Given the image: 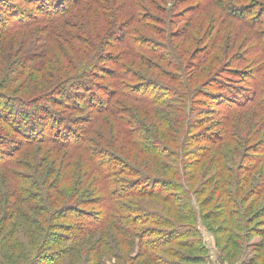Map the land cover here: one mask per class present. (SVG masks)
<instances>
[{"label":"trees","instance_id":"trees-1","mask_svg":"<svg viewBox=\"0 0 264 264\" xmlns=\"http://www.w3.org/2000/svg\"><path fill=\"white\" fill-rule=\"evenodd\" d=\"M0 60V232L20 220L44 235L29 264H60L57 247L104 230L143 257L173 246L188 253L164 262L202 263L180 176L198 161L215 181L201 208L219 203L201 221L264 251V0H0Z\"/></svg>","mask_w":264,"mask_h":264},{"label":"rangeland","instance_id":"rangeland-1","mask_svg":"<svg viewBox=\"0 0 264 264\" xmlns=\"http://www.w3.org/2000/svg\"><path fill=\"white\" fill-rule=\"evenodd\" d=\"M201 25H203L202 20L201 23L197 21L191 24L188 28V33L189 34L192 33L196 38L203 37L202 34L203 32L201 31ZM213 25L217 27L218 24L213 23ZM31 32L35 35V37L39 36V33H36L35 31H31ZM220 40H222V38L221 39L214 38L211 42L206 44L221 43ZM225 40H227V42L230 44L229 48H231V44H233L234 37L228 35L227 37H225ZM202 43L203 42H201V44ZM37 44L38 43H36V45ZM199 48H200V44L198 46L194 44L193 51L194 50L197 51ZM37 52L40 51H33V53H37ZM22 54L23 51L17 53L15 57L20 58ZM48 55L50 56L49 52H47V57L45 56L43 58V61L46 63H49L50 60V58H48ZM10 64L11 63L9 61L6 62L0 60V82L3 79V74L10 69L11 67ZM20 72H21L20 76H25V75L28 76V71L24 72L21 70ZM20 83L21 81L16 80L15 87H18ZM141 117L145 119V116H141ZM150 118L152 117L150 116ZM240 119L237 120L236 125H240L239 124ZM148 120L150 122V119ZM150 124H152V122H150ZM196 134L200 136L201 129H198V131H196ZM245 134L246 132L244 130V133L241 135L243 136ZM232 145L233 144H231V146ZM203 146L204 145H201V143H197L192 145L191 150L193 152L200 153L201 147ZM228 148H231L230 144L224 146V149H228ZM246 153L247 152H245L244 154ZM134 157L139 158L137 157V155H134ZM248 161H249V157L245 155L242 158L241 164L244 163L252 164L251 161H249V163ZM131 163L134 164L133 158H131ZM170 167L171 170L174 169V167L172 166ZM183 174L185 178L187 179L191 178L192 180L189 184L186 183L185 184L189 190V199L191 201L192 208H194L195 211L194 214L196 216V218L194 219L195 220L194 225L196 226L197 234L199 235L200 238V247H201V256H202L201 259L202 263L200 264H247V262H249L250 264H264V251L260 253H255V251H253L254 250L253 247H251L253 246V244L257 246L260 243H262L261 239L254 238L249 242H247L244 248L240 249V251H237L236 249H233L231 245L229 246V244H231L229 240L230 234H227L225 232V229H223L222 227L223 225L221 224V221L217 222L215 218L212 217L211 219L212 222L206 223L201 221V219L199 218V213L212 214L216 212L217 205L219 204L217 202V198L215 197L212 202L207 203L201 208V202L205 199L206 202L208 201L207 200L209 196L208 194L213 189V187L211 186L215 184L214 181L210 187H205L204 182L208 181L209 178L206 177L207 173L201 172V161L195 163L193 169H191V172L183 171V173L182 172L180 173V176ZM163 175L166 176V173H164ZM254 176L255 174L252 175V180L254 179ZM166 177H168V175ZM173 178H178V177H173ZM169 179L175 181L174 179H172V177H169ZM259 183L260 181H253L252 183H250V189L251 188L253 189L256 185L259 186ZM202 188L203 190H205V193L203 195H201V192L198 193V191L199 190L201 191ZM253 200L256 201V198H254V196L252 197L250 203L253 202ZM138 203L143 207L145 206L152 209L163 208V210L165 211V208L160 204V202L158 203L155 201L138 199ZM262 204H264L263 200H262ZM253 210L256 211L258 210V208L254 207ZM169 216L170 218H173V216L171 215ZM143 229L148 230L149 228L145 227ZM4 230L5 231L3 233L0 232V256L4 261L2 262V264H29V260L37 255V250H39L40 246L42 245L41 238L44 235L41 236L40 231L38 232L33 231L30 224L27 223L24 224L20 220H16V221L13 220L11 222V225ZM31 231L34 233V237L33 234H30ZM233 232L234 234L237 235V237H239V240L241 242L244 241L243 238H241L243 232L239 230H234ZM139 233L140 232H138L137 234L138 236ZM109 240L113 245H110ZM99 241L102 243H100ZM154 241H156V239H154ZM22 243L25 244V248L21 247ZM99 243L101 244L102 247L99 245ZM57 249L64 250L60 264H170L168 262L172 261V258L176 256L175 253L177 252L178 254L188 253L183 249L173 248V246H171L170 247L171 255L169 259H164L165 257L160 253H156L155 255H152V252H147L149 255H145L143 257L141 256L142 253L140 252V244L138 245V241L132 240V238L125 239L123 241L119 237L113 235L108 230H104L100 233L93 234L91 237H88L87 239H84L79 243L71 244L70 246H59L57 247ZM11 254L14 256H11ZM138 254L140 255L138 256ZM172 255L174 256L172 257ZM256 255L259 257H257ZM18 256H20L21 258H17ZM164 260H168V262H164Z\"/></svg>","mask_w":264,"mask_h":264}]
</instances>
